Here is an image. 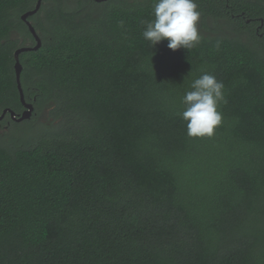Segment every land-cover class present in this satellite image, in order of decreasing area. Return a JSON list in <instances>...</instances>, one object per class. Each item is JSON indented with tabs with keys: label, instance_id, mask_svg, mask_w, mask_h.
Segmentation results:
<instances>
[{
	"label": "trees",
	"instance_id": "16d2710c",
	"mask_svg": "<svg viewBox=\"0 0 264 264\" xmlns=\"http://www.w3.org/2000/svg\"><path fill=\"white\" fill-rule=\"evenodd\" d=\"M36 2L0 0V115L24 110L14 52L35 45L20 16ZM153 3L42 0L28 17L34 113L0 121V264H264V0H196L225 30L175 51L141 35ZM204 72L222 123L189 138L181 99Z\"/></svg>",
	"mask_w": 264,
	"mask_h": 264
},
{
	"label": "clouds",
	"instance_id": "9594fccd",
	"mask_svg": "<svg viewBox=\"0 0 264 264\" xmlns=\"http://www.w3.org/2000/svg\"><path fill=\"white\" fill-rule=\"evenodd\" d=\"M151 20H141L142 37L153 48L167 40V47L191 50L195 48L201 36L197 27L201 12L196 0H154ZM123 26V21L120 22ZM181 99L183 110L180 118L185 122L186 135L189 138H211L215 129L222 123L219 105L225 101L224 84L214 75L204 72L193 79Z\"/></svg>",
	"mask_w": 264,
	"mask_h": 264
},
{
	"label": "water",
	"instance_id": "95a60500",
	"mask_svg": "<svg viewBox=\"0 0 264 264\" xmlns=\"http://www.w3.org/2000/svg\"><path fill=\"white\" fill-rule=\"evenodd\" d=\"M101 1V0H98ZM42 0H37L35 7L32 10H29L25 13H23L20 17L21 19L25 22L27 25L30 33L32 34L34 40H35V45L34 46H21L17 48L14 52V58H15V63H14V69H15V78H16V85L17 89L19 91V96H20V101L24 107V110L21 114H16L14 111L11 109H5L2 114L0 115V121L4 118L5 114L8 112L11 119L16 121V122H21L23 120L29 119L33 113H34V105L31 102H27L24 98L21 82H20V76L22 72V65L19 60V55L20 53L28 50H36L37 48L40 47L41 45V39L38 36L35 28L32 26V23L28 20V17L35 14L40 6H41Z\"/></svg>",
	"mask_w": 264,
	"mask_h": 264
},
{
	"label": "rangeland",
	"instance_id": "374dc122",
	"mask_svg": "<svg viewBox=\"0 0 264 264\" xmlns=\"http://www.w3.org/2000/svg\"><path fill=\"white\" fill-rule=\"evenodd\" d=\"M198 30L205 34L223 33L225 27L223 24H215L211 19L207 18L206 24L202 22L201 17L197 24ZM28 45V44H26ZM36 124H48V118L44 115L37 116ZM7 129H3L5 131Z\"/></svg>",
	"mask_w": 264,
	"mask_h": 264
}]
</instances>
